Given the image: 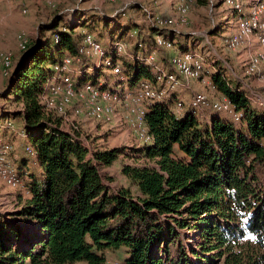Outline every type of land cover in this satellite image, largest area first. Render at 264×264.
Listing matches in <instances>:
<instances>
[{
  "label": "trees",
  "instance_id": "16d2710c",
  "mask_svg": "<svg viewBox=\"0 0 264 264\" xmlns=\"http://www.w3.org/2000/svg\"><path fill=\"white\" fill-rule=\"evenodd\" d=\"M86 14L68 22L57 12L41 23L1 94L9 105L20 106L14 116L22 118L32 145L24 153L35 156L40 171L28 176L26 198L15 210L6 218L0 214V264H108L104 252L119 249L126 251L122 264H264V106L253 104L215 62L211 82L241 119L188 106L175 116L171 106L178 98L167 95L146 113L152 143L134 151L147 163L121 169L136 192L111 191L97 165H112L125 150L91 153L78 133L61 130V118L39 102L65 58L82 74L76 86L87 82L88 70H101L90 69L93 64L79 53L83 35L78 38L75 29L89 27L96 15ZM149 31L171 41L179 53L198 41L154 26ZM134 46L131 57L111 51L109 57L119 63L130 88L151 85L156 81L141 56L154 49L153 40L137 38ZM21 162L15 169L20 179L27 159Z\"/></svg>",
  "mask_w": 264,
  "mask_h": 264
},
{
  "label": "rangeland",
  "instance_id": "374dc122",
  "mask_svg": "<svg viewBox=\"0 0 264 264\" xmlns=\"http://www.w3.org/2000/svg\"><path fill=\"white\" fill-rule=\"evenodd\" d=\"M3 1L4 0H0V6ZM35 1L40 5V8L36 10L32 8V11L23 13V11L21 12L19 6L17 7V11L20 12L21 19H25L26 21L30 20L31 23L28 30H24L20 26L16 29L14 32L16 35L15 40L18 35L21 38L24 37L20 34H24L28 41L35 39L38 34V26L41 23H48L51 19H53L57 12L64 14L68 22H76L87 13L79 10L66 12V9H73L74 7L80 6L85 0H67L65 2H62L61 0ZM102 1L104 5L110 7L108 11L109 13H106L107 15L103 17L94 12L96 15L91 16L88 20L91 23L89 27H83L81 29L76 28L74 33L78 38H81L83 35L79 52L81 49H89L84 44V39L88 35L100 44L102 48V56L99 50H93L92 53L84 54L89 60L88 62L93 64H89L91 66L90 69L94 66L96 69L101 70L98 73L96 71L88 70L86 74L87 82H84L85 84L83 85L76 86L77 79H80L82 74L80 71L77 72L74 61L70 60V63L68 62L64 69H54L56 74L48 80L43 90H69V88L70 90L134 89L136 86L130 88L129 83L125 81V78L118 74H114L113 70H115V67L120 66L117 61L114 62L112 58L109 57V54L111 51L118 57H131L129 50L135 47L134 45L137 42V38L143 39L145 36H149V38H152L153 40L154 49L146 56L142 55L141 59L146 65H149L148 67L151 70L150 73H152V76L156 81L151 84L150 90H177L183 84L184 87L178 89V91H192L189 90L192 82H199L202 84L201 81L208 80L210 82L208 85L210 90L206 85L208 90H201L194 92L193 94L205 92L209 101L217 100L220 98V93L211 91L216 90L211 82V74L216 71L215 62H217L220 63L219 67L225 73L228 80L234 81L235 79L241 84L242 89L251 90L253 94L258 95V98H255L252 102L253 104L264 106V60H261L258 63V66L255 67L252 74L247 77L244 75L245 68L253 59H257L258 56H262L264 59V50L259 45L254 31L250 30L248 33L242 34L238 28V20L242 18L241 16L246 19L255 17L258 22H264V12L256 14L254 11V8L260 7L261 4H263L261 2H264V0H255L253 6H250L252 0H242V2L241 0H189L188 12L184 17V23L182 24L178 21V8L180 6L179 4H181L183 0H123L122 2L120 0H114L112 2L109 0ZM35 4L33 3L34 6ZM233 10H237L239 13L237 14L235 13L236 11L234 12ZM112 13L114 15L111 16L110 14ZM5 20V16L0 15V32H4L6 26ZM76 26L77 25H74V28ZM151 26H154L159 30H169L180 34L181 36L191 35L198 40L196 41V45H192L190 41L188 42L187 46L189 48V52L187 53L199 56L204 65L203 72L199 78L195 80H186L179 75L178 77H174L172 74L175 71L169 67V64H167V66L161 64L162 61L159 57V53L161 51H163V57L166 58H164L165 62L169 61L171 57L181 55L182 53L177 52L176 48H174V44L171 41L163 39L161 35L153 34V36H151L149 31ZM213 35L215 38H213ZM231 36H236L238 38V43L233 48H230L227 45V39ZM157 37L160 38V40L165 41L169 47L161 49L156 47L157 45H154V41ZM25 38L21 41V43H23V48L27 44V39ZM176 41L177 39H175V42ZM4 44L3 38L0 37V55L11 53L10 50L5 49ZM103 45H108V47L105 48ZM138 46L142 47L141 44ZM18 49L20 50V48L17 47V54L13 53V51L11 53L12 55L10 54L12 59V69L9 71L8 75L5 76L3 74L2 66H0L1 74L4 75L5 78H8L11 74L16 59L21 54V51H23L22 49L21 51ZM144 56L145 60L143 58ZM239 59L241 60L239 65H234V63L240 61ZM108 60L111 62L109 63L110 65H107ZM75 62L79 61L76 60ZM83 62L87 63L85 61ZM60 77L68 78L69 82L64 86L61 85L62 78ZM158 77H161V79L165 78V83L160 82ZM146 80L148 79H145L144 81ZM140 84L137 85L134 90H137L138 87L141 86ZM180 100L181 99H178V101ZM5 104L6 105L4 107H6V109L11 107L13 110V105H9L8 103ZM16 108L17 107H14V109ZM206 110L209 109H205V111ZM227 115H229L231 119V114ZM79 124L81 127L80 132L78 133L79 139L91 151V153L94 151L111 150L114 148L125 150V152H122L112 165L108 167L97 165V167L100 176L104 179V184L111 191L116 192L121 188H130L132 192L135 193V189L130 186L129 181L122 175L121 169L125 165L142 166L147 163L145 160L139 159L138 155L134 153L135 149L141 148L142 145H138L139 147H137L136 141L128 129L125 126L119 125L115 118H113L109 123H102L99 125H97L96 122L92 123L82 119ZM1 128L0 147L1 145H9L13 150L18 141L15 139L11 141L7 140L4 133L1 132ZM69 128L70 127L68 126H64L63 130ZM23 133L25 134L24 128L19 131L18 135L24 144V148L32 150V145L28 141L27 137L24 138L21 136ZM24 155L28 162L27 172L31 174H38L39 165L35 161V156L27 152ZM21 182H23V179H21ZM13 190L16 189L7 187L0 182V200L6 196H14L15 198L13 201L10 200L9 202L0 201V214L5 218L7 214L13 212L16 208L14 203L16 202L15 194L17 192L14 194L8 193ZM7 218V220L18 222L13 218ZM21 225L28 226L26 223H21ZM189 242L190 240L187 242L185 241V244H188ZM104 256L108 264H122L124 258L126 257V251L125 249H119L116 251L106 250L104 252Z\"/></svg>",
  "mask_w": 264,
  "mask_h": 264
},
{
  "label": "built area",
  "instance_id": "2783aa9c",
  "mask_svg": "<svg viewBox=\"0 0 264 264\" xmlns=\"http://www.w3.org/2000/svg\"><path fill=\"white\" fill-rule=\"evenodd\" d=\"M178 90H42L39 102L43 108L56 114L61 118L60 129L64 126L70 127L63 131L70 134L80 132L79 122L85 119L89 122H96L97 125L109 123L113 118L121 126H125L134 137L138 145H150L153 141L148 132L145 121L146 113L153 103L163 99L170 93ZM218 92L217 90H211ZM248 93V99L254 101L258 95L251 90H244ZM262 105L261 103H259ZM195 111L211 109L218 113L231 114V118L238 122L242 115L234 110L231 101L220 94V98L209 101L205 92L193 94L188 104L181 100L171 106L175 116H179L185 107ZM23 133L21 136H24ZM12 149L9 145L0 147V182L14 189L24 188L21 179L17 176L16 170L10 161ZM30 152V151H29ZM31 153V152H30Z\"/></svg>",
  "mask_w": 264,
  "mask_h": 264
},
{
  "label": "crops",
  "instance_id": "0c3cea01",
  "mask_svg": "<svg viewBox=\"0 0 264 264\" xmlns=\"http://www.w3.org/2000/svg\"><path fill=\"white\" fill-rule=\"evenodd\" d=\"M61 1L65 2L67 0H61ZM120 1L122 2L123 0H120ZM254 1L255 0H252L250 6H253ZM33 3L34 4L36 3L35 6L33 5ZM18 6H19L21 12L23 10H26V12H30V11H32V8L35 10L40 8V5L35 0H4L2 5L0 6V15H4L5 19H6L5 20V23H6L5 29H4V32H0V37L3 38V40H4L5 49L10 50L11 53L13 51V53H15V54H17V47L20 48V50L18 49L19 51H21V49L23 50L25 48V46L23 48V45H22L23 43H21V41L24 40L23 38H25V35L20 34V35H23L24 37L21 38L18 35L16 37V40H15L16 35L14 32L16 31V29H18L19 26L24 30H28V27L30 26V23H31L30 20L26 21L25 19H21L20 12L17 11ZM109 9H110V7H108L107 5H104L102 0H92V1H86L85 0L81 3L80 6L74 7L73 9H66V12L67 11L68 12L69 11L74 12L76 10H79V11H85L87 13H93V14L97 13V14H100L101 16L105 17V15H107L106 13H109L108 12ZM94 12H96V13H94ZM113 13L110 15L111 16L114 15ZM231 27H232V25H231ZM182 33H184V32H182ZM186 33H189V32H186ZM213 38H215L214 35H213ZM25 39H27V38H25ZM183 41H184V43L186 42L185 40H183ZM27 44H28V39H27ZM186 44H188V43H186ZM5 53H7V52H5ZM12 58H13V56H12ZM13 61H14V59H13ZM240 62H241V60L234 63V65H239ZM14 65H15V63H14ZM5 76L1 74V67H0V128L2 127L1 132L4 133V136L7 140L11 141V140L15 139L18 141L16 146L13 148V150L10 153L11 163L14 166V168L16 169V167H19L21 165L22 160H26L25 159L26 157L24 155L25 154L24 153V149H25L24 144L20 140L19 135H18L19 131L21 129H23L24 123H23V120L21 117L14 116V113H17L18 111L21 110L20 106L17 107L15 105H13L14 107H17L16 109H14V107H13V110L11 109V107H9V109H6V107H4L6 105L5 104L6 102H4V99L2 98L1 94L5 91V87L9 81V78H5ZM201 82L203 85L199 82H192L189 90H192L193 92L180 90L175 94L176 97L178 99L183 100L184 102H188L190 100V98L192 97V94L194 92H198L201 90H208V89L210 90V88L208 87L210 82L208 80L201 81ZM206 85H207L208 89H207ZM182 87H184L183 84L178 89H180ZM134 89H132V90H134ZM220 116L225 118V119H230V116L225 114V113H221ZM27 163L28 162H26L25 165L22 164V170L24 172V175L22 176L21 179H23V182H22L23 186L25 185L26 181H28V176L31 174V173L27 172ZM39 171H40V167H39ZM15 192H17V193L15 194L16 202L14 203V205H17L20 200H23L26 198V191H25V188H22V190L16 189L13 191H9L8 193L14 194ZM14 199H15L14 196H10V197L6 196L5 198H3L0 201L9 202L10 200L13 201Z\"/></svg>",
  "mask_w": 264,
  "mask_h": 264
},
{
  "label": "bare ground",
  "instance_id": "6f19581e",
  "mask_svg": "<svg viewBox=\"0 0 264 264\" xmlns=\"http://www.w3.org/2000/svg\"><path fill=\"white\" fill-rule=\"evenodd\" d=\"M109 1H114V0H109ZM188 2L189 0H183L181 4H179L178 8V13H179V19L178 21L182 24L184 23V17L188 12ZM260 7H255L254 11L256 14L264 12V2H261ZM23 13H26V10H23ZM238 28L242 34L248 33V31L252 30L255 32V35L257 36L258 43L259 45L263 48L264 50V22H258L257 18L252 17L250 19L246 18H240L238 20ZM238 43V38L236 36H231L227 39V45L230 48H233L237 45ZM84 44L89 48L88 50H80V54L85 55L92 53L93 50H99L102 56V48L100 44L94 40L90 35L86 36L84 39ZM154 45H157L159 49L161 48H166L169 47L168 44L160 40V38H155ZM264 60L262 56H258L257 59H253L245 68V76H249L250 74L253 73L254 69L256 66H258V63ZM63 67L62 68H56V70H61L65 68V65L69 62L70 59H64L63 61ZM111 63L109 60L107 61V65H110ZM0 64L2 66V71L4 75H8L9 71L12 69V59L10 57V54L6 55H0ZM169 67L174 70L173 76L178 77L181 76L182 78L186 80H195L200 77V75L203 72L204 65L200 59L199 56L192 55L190 53H182L181 55H175L171 57L168 61ZM114 74H120L121 70L120 67L116 66L115 70H113ZM61 79V85H66V83L69 82L68 78H63L60 77ZM160 82L166 81L165 78L158 77ZM161 79V80H160ZM157 82V83H160ZM71 83V82H70ZM141 86L138 87L137 90H150V86L148 83L143 82L140 84ZM215 87V86H213ZM152 88V87H151ZM216 88V87H215Z\"/></svg>",
  "mask_w": 264,
  "mask_h": 264
},
{
  "label": "water",
  "instance_id": "95a60500",
  "mask_svg": "<svg viewBox=\"0 0 264 264\" xmlns=\"http://www.w3.org/2000/svg\"><path fill=\"white\" fill-rule=\"evenodd\" d=\"M5 93V91L2 93V95Z\"/></svg>",
  "mask_w": 264,
  "mask_h": 264
}]
</instances>
